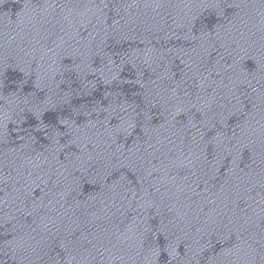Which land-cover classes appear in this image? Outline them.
Returning <instances> with one entry per match:
<instances>
[{
    "label": "water",
    "instance_id": "water-1",
    "mask_svg": "<svg viewBox=\"0 0 264 264\" xmlns=\"http://www.w3.org/2000/svg\"><path fill=\"white\" fill-rule=\"evenodd\" d=\"M264 160V0H0V264H188Z\"/></svg>",
    "mask_w": 264,
    "mask_h": 264
}]
</instances>
